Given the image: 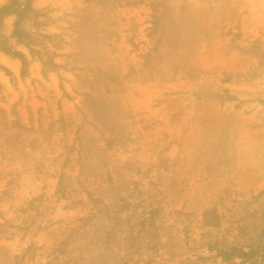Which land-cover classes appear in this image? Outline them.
I'll return each mask as SVG.
<instances>
[{"label":"rangeland","instance_id":"obj_1","mask_svg":"<svg viewBox=\"0 0 264 264\" xmlns=\"http://www.w3.org/2000/svg\"><path fill=\"white\" fill-rule=\"evenodd\" d=\"M19 1L0 264H264V0Z\"/></svg>","mask_w":264,"mask_h":264},{"label":"trees","instance_id":"obj_2","mask_svg":"<svg viewBox=\"0 0 264 264\" xmlns=\"http://www.w3.org/2000/svg\"><path fill=\"white\" fill-rule=\"evenodd\" d=\"M33 11L34 9L30 6L29 2L22 4L19 0H9L6 4L0 6V22L6 17H14L13 37L20 45L25 44L24 38L27 36L26 32L21 28V24L28 17V14ZM0 51L11 58L20 60L23 65L26 64V57L22 52L13 50L9 46L1 47ZM3 69L6 72H10L6 67H3Z\"/></svg>","mask_w":264,"mask_h":264},{"label":"crops","instance_id":"obj_3","mask_svg":"<svg viewBox=\"0 0 264 264\" xmlns=\"http://www.w3.org/2000/svg\"><path fill=\"white\" fill-rule=\"evenodd\" d=\"M256 12V11H255ZM254 11L253 12H244V14H242V17L241 18H243V20L241 21V23H242V27L244 28H246V25L248 24V25H250V24H252L253 25V27L254 28H257V25L256 24H258L259 26L261 25V23H260V20L259 19H257L258 17H260L261 18V16H260V11L259 12H256L255 13ZM251 14H253V16L251 15ZM250 16H252L251 18V21L250 20H248L247 18H249ZM255 18H256V20L258 21H256L255 20ZM247 21V22H246ZM253 21V22H252ZM245 23V24H244Z\"/></svg>","mask_w":264,"mask_h":264}]
</instances>
